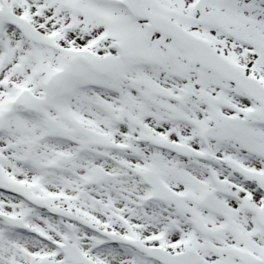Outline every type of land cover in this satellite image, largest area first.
Segmentation results:
<instances>
[{
  "label": "snow or ice",
  "instance_id": "6c2138e0",
  "mask_svg": "<svg viewBox=\"0 0 264 264\" xmlns=\"http://www.w3.org/2000/svg\"><path fill=\"white\" fill-rule=\"evenodd\" d=\"M0 264H264V0H0Z\"/></svg>",
  "mask_w": 264,
  "mask_h": 264
}]
</instances>
